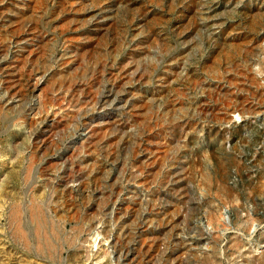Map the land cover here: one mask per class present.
Here are the masks:
<instances>
[{
	"label": "rangeland",
	"instance_id": "374dc122",
	"mask_svg": "<svg viewBox=\"0 0 264 264\" xmlns=\"http://www.w3.org/2000/svg\"><path fill=\"white\" fill-rule=\"evenodd\" d=\"M0 264H264V0H0Z\"/></svg>",
	"mask_w": 264,
	"mask_h": 264
},
{
	"label": "bare ground",
	"instance_id": "6f19581e",
	"mask_svg": "<svg viewBox=\"0 0 264 264\" xmlns=\"http://www.w3.org/2000/svg\"><path fill=\"white\" fill-rule=\"evenodd\" d=\"M237 110H238V109H237ZM173 244H174V243H173ZM128 251H129V250H128ZM126 253H127V252H126ZM126 253H125V254H126ZM125 254H124V255H125ZM120 255H121V253H120ZM120 255H119V256H120ZM124 255H123V256H124ZM126 255H127V254H126ZM123 256H122V257H123ZM122 257H121V258H122ZM123 258H124V257H123Z\"/></svg>",
	"mask_w": 264,
	"mask_h": 264
}]
</instances>
